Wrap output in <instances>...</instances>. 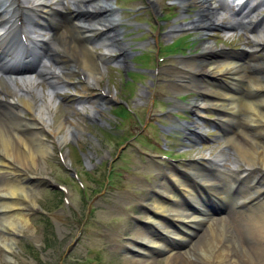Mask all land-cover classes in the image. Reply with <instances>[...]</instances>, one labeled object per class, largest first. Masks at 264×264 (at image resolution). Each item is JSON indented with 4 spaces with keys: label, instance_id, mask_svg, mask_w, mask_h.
<instances>
[{
    "label": "bare ground",
    "instance_id": "obj_1",
    "mask_svg": "<svg viewBox=\"0 0 264 264\" xmlns=\"http://www.w3.org/2000/svg\"><path fill=\"white\" fill-rule=\"evenodd\" d=\"M97 1L90 0L89 2L96 12L101 9V6ZM50 2L51 0H2L0 6L5 9L10 8L11 15L8 17L0 15V24L1 20H3L5 27L10 25L8 28H3V31L0 30V48L5 52L1 58H11L14 55L15 48L11 45L12 34L17 31L24 32L27 30L25 27L26 25L24 24V18L27 16V12H32L33 14L40 12L50 20L51 26L49 28L47 27V29L58 33L57 41H60L59 44L62 46L63 50L71 52L76 55L77 58H80V55L78 54L80 51L85 54L84 56L82 55L83 59H80L85 68L89 65L93 66L94 71L92 80L97 83V80L102 77L99 60L102 59V54H95L93 52L94 44L86 40H93L95 33H101L102 26H97L102 25V18L92 22H85L82 26L80 25L75 29L74 23H69L62 18L59 12L60 7L57 6L61 3H54L56 6H52L54 9L53 11H50V8L48 7V3ZM217 2L218 0L185 1L186 4L192 3L193 5L199 6L200 12L197 14L196 23L200 24L205 29H210L211 27L216 26L217 22H221L218 14L214 11V5ZM151 6H154V4L151 3ZM12 7H21L22 10L19 12L17 9V11L14 12ZM253 11L249 12L252 16H254ZM28 20L30 21V28L34 30L42 28V25H45V23H34L31 21V18H28ZM84 25L94 26L95 28L89 29ZM0 29H2L1 25ZM96 39L98 40V38ZM31 40H36V37H31ZM108 40L109 39H106V41ZM100 41L102 43V39ZM203 48L206 50H214L216 49V46L212 42H205ZM88 58L90 59V62L88 61ZM216 61V64L209 63L201 69L204 74L200 77H202L201 81L207 88L205 90H208L209 88V91L216 94L217 89L215 81L217 80H219L217 82H220V80L226 82L231 80L233 82V79H235L236 83L233 86L239 87L241 79L248 71V69H246L247 67L237 66L235 63L233 64L231 61L227 60H225V62L215 60V62ZM35 69L36 67L30 70L33 71ZM11 71L12 70H9V72ZM11 79L14 82V79ZM2 80V76H0V86H3ZM21 82L23 84L26 82L23 86L28 85L29 91L32 90V87L35 89L33 84L34 80L31 78L26 81L21 79ZM251 90L256 92L255 95L258 97L257 100L264 103V76L259 74L258 76L252 77ZM19 91L22 92L19 93ZM29 91L20 89L13 90V96L8 97L6 100L0 98V177H7L12 180L11 185H6L4 187L0 186V216L4 218L3 220L6 222L8 227L7 231L9 233V239L8 236L5 237L6 240L3 241L2 244L8 249L12 247L10 242L13 238V234L15 235V233H22L24 231L33 234V229L28 218L27 205L29 203L33 205L35 199L28 194V192L30 193L28 190L30 186L27 185V182H30V180H28L29 174L26 173L23 167L24 162L20 159H25V162L29 163V166L33 169L37 168V160L39 157L44 156L47 153L51 154V149L53 147L52 142L46 138L47 132L53 134L55 142L59 145H63L69 137L71 135L73 136L74 132H76L74 131V128L78 129L75 121L72 120H68V122L62 121L57 127L50 125L51 118L49 117V107L52 104L51 102L54 96H45L47 102H44L42 99L44 95L40 94V102L36 104V102H33V96ZM212 102L213 100L210 97H206L202 100L201 105L204 106L207 103L212 104ZM100 107L101 106H98L97 102H94L91 109L98 111V108ZM23 112L30 113L31 118L25 119L22 116ZM248 114H250V122L254 124L251 125L253 132L258 134L259 137L264 140V110L251 111ZM64 127L65 132L59 134V129ZM70 127L72 128L70 129ZM250 147L251 148L247 147V152L244 154V163L248 167L242 171H249L252 166L257 165V159L260 161V164L262 163L264 165V150L262 148H254L253 145ZM215 158L217 159V157ZM211 163L214 162L211 161ZM215 166L221 168V165L219 164ZM190 167L192 170L196 171L195 173H197V175L193 174L195 176V182L197 184L202 183V178L199 176L201 170L196 168L195 165H191ZM243 175L244 173H233L230 175L222 174L218 179V182L220 185L224 182L235 183L238 179H242ZM23 179L25 181H23ZM176 181L179 186L178 193L181 194L180 196H185L193 200L192 198L194 197V194L192 186L187 185L180 180ZM159 182L161 183V181ZM158 187L159 192L153 197V205L151 206L153 213L149 212L150 215L147 217V221H153L157 225V229L155 230L153 228L154 232L151 233L143 229L136 231L137 238L134 242L130 243V246L137 251L142 252L145 256L152 255L154 249H162V247L168 248L169 254L172 258H169L166 264H194L190 259L196 257L195 251L199 242H192L190 235H193V233L196 232L195 228L198 226V223L195 222V220L197 217L190 216L189 219H185L184 215L174 208L175 206L171 205L164 199V197H166L177 202V198L180 197L175 191L170 189L169 184H160ZM202 190V187H197V191ZM220 191L221 187L218 190H210V193L212 194V196H210L211 200H209V203L207 202L208 205L205 207H201L198 201H194L197 207L199 209L201 208L200 210L203 211L204 216L208 214L207 210L210 208L215 210L218 209L216 203L213 205L210 201L216 200L217 192ZM230 191L231 189L226 192L229 193ZM260 192L261 191L259 190L256 191V197L250 194L247 197V199H250L248 203L254 204V202L258 200ZM163 213L170 216L171 223L165 224L164 221L163 223L159 222L161 218L159 214ZM223 218V215L220 217L208 216V219L204 224L206 225V228L210 229V231H215L217 234H226L228 231L227 227H225ZM248 225L250 233H253L254 231L258 233V236H253L251 234L252 238L256 240L253 249L257 252L256 254L261 258V261L264 262V209L260 216V225L257 227L255 225V220L251 221ZM228 237L229 238L215 244V248H217V251L219 252V259L223 264L232 257L231 253H235L237 249H240L241 247L245 248L244 246H246L245 244H236L234 243L235 241L230 239L232 238L231 236ZM173 241H176L177 244L185 241L186 244H181L182 247L175 248L172 246ZM178 248H182V258L185 262L180 258L182 263H178L177 258L175 256L173 257L172 251L177 250ZM144 260L146 261L147 259Z\"/></svg>",
    "mask_w": 264,
    "mask_h": 264
},
{
    "label": "rangeland",
    "instance_id": "obj_2",
    "mask_svg": "<svg viewBox=\"0 0 264 264\" xmlns=\"http://www.w3.org/2000/svg\"><path fill=\"white\" fill-rule=\"evenodd\" d=\"M157 2L159 6H165V4L162 5L159 0ZM190 9H194V7H190ZM144 23L146 24V26L143 28L144 31L153 32L156 30L155 26L150 22L145 21ZM166 24L169 25L170 21H168ZM216 32L217 31H213L210 35H208V37H210L215 43L219 42V35L218 32ZM173 36L174 35H168L164 37L163 41L168 42L158 44V47L160 46L162 50H165L163 52L167 53V55L175 52L182 46L193 49L196 47L197 43L192 39L191 36L184 35L182 37L176 38H174ZM193 36L196 37V35ZM235 36L236 37H234V40L242 41L243 39H245V37L243 36L238 37L237 34ZM140 40H144V38ZM202 43L203 41H201V39H198V46ZM142 45L143 44H141V46ZM198 46L197 48L199 49ZM138 50L139 51L130 55V57H132L133 63L135 64L134 66H129L124 72V79L122 78L123 84L126 83L124 89L123 85H121V88L119 87L120 83L117 80L120 74H115L114 72L117 67H112L111 61H108L105 64L107 72L103 76L101 82L102 84L107 83L108 88L116 94L117 98H121L122 95L125 99L130 97V95L132 94L131 92L133 81L143 83L145 78L146 80L149 79L148 77H145L140 73V69L142 67H151L148 63L154 62L152 52L144 49ZM188 64L190 63L188 62ZM110 80H113L115 88H113L112 83H109ZM134 87L137 88L138 84H134ZM154 87H157L158 90L156 96L162 95V93H164L165 88L162 85H154ZM136 96H138V93H136L134 97ZM143 99L145 98H142V100ZM178 99L183 101L182 96L178 97ZM139 101L141 100H138V102ZM132 105L136 108L137 114L142 118L143 112H139V109H142L141 104H137L136 101V104L132 102ZM110 106L111 105L105 103V109L102 110L103 114H98L94 118L92 115H90V110L88 109L86 111V113H88L89 115L88 118H85L78 111L77 113H75L74 104L71 100H69V98L58 101L57 106L50 108L49 111L52 119V126L57 127L60 122L67 121L68 119L72 118L76 121L78 127L81 128V130L79 131L75 129L74 131L76 132H74L73 136L71 135L69 139L60 147L62 152L67 150L66 155L68 157V160H70L72 162V165H74L76 168L79 169L83 165V162L81 160L83 158V154L79 150L91 151L92 153L88 156V160L90 163H92L95 159H97L98 156H100L101 148L107 147L111 152L117 149L118 144L121 142L117 141V139L114 137L105 135L104 131L102 135L100 134L102 124L98 125V119H104L109 122V118H112L108 113V111H110ZM115 109L116 114L121 116L123 119H126L129 116L128 113H126L124 110H120V107L115 106ZM158 109H160V107H158ZM77 114L81 115V117L77 116ZM24 116L28 117L26 113ZM173 116L180 117V111H173ZM131 123L133 126L127 128L129 130L125 131V133H133L136 129V122L134 120H131ZM153 128L154 133L152 135L154 138H156L160 134L159 131H161L159 123L153 125ZM64 132L65 127L59 129V134H63ZM89 133H92L93 135H90ZM120 133L122 134V130L114 131V134H116L117 136ZM48 138L52 139L51 135H48ZM95 141H97L98 145H95ZM105 144H107V146ZM51 151V154L47 153L44 156L39 157V159L37 160V168L35 169L31 168L29 166V163L25 162V159H20L22 160V162H24L23 165L27 172L33 174L34 170V172H36L35 176L39 177L38 181L33 184L36 192L32 193L30 191V193L28 192V194L34 195L36 202L49 210L57 208V205L60 204L58 194L56 192L52 193L51 190L46 188V180L43 178V176L46 175L51 176L58 181L70 183V188L72 190V196L70 197L71 204L76 209L81 211V213H83L85 202L82 199L81 190H79V188L71 182V180L69 179V174L62 170L61 164L57 158V147H53ZM124 154H126V152L122 153V155ZM127 154L122 157L127 156V163L125 164V168L127 171L126 177H128H125L122 180V183H119V185H122L123 189H131L132 191L130 180L135 177H140L141 175H134L132 174V172V175H130L128 172L129 166H131V164H136L137 167L147 169L148 164H146L145 160H131L129 158V155H131L130 149H127ZM232 156H235V154L228 156L227 162L232 161ZM226 166H228V163H226ZM130 169H133V167H131ZM106 171L107 168L105 167V164H102V169L96 168L94 169L92 174L82 176L86 181L85 184L90 187L92 195L99 190L101 182L102 184L105 182V175L107 174ZM113 178L114 180L116 179L114 174ZM11 183L12 182L11 180H9V178L0 177V186L4 187L6 185H10ZM121 195L122 194H120L118 199L109 195H103L102 193L94 197L97 209L87 219L86 224L84 225V228L82 230L83 232L80 241L78 244L76 243L77 245L74 247V251L64 258L62 254L67 243L70 239H74L77 235V232L81 230L79 221H76V219H74V216L72 215V207H67L63 204H60L59 206H61V208L63 209L60 211L61 220H57L55 222V227L45 225L46 227H44V229L42 223H44L45 221L42 219V217L32 212L29 213V221L33 226L36 227L35 233L40 235L37 238L39 242L35 243L30 238H28L27 235L29 234V232L27 231H24L23 233H21V235L16 236L17 250L9 252V254L13 256V261H7L5 259V247L2 242L6 240L5 237L6 235H8V233H6L8 227L6 225V222L3 220L4 218L0 216V264H131L132 261H128L125 263V260L122 257L123 255H120L119 253L116 254L114 252V250L117 251V249L119 248V244L117 242L114 244V242L118 240L123 241V239L116 236L117 234H125L127 237L133 236L132 232L125 230L124 226H131V230L137 229V225H131L132 223L130 222V219H128L126 216H124L123 214L117 215L114 213L115 210L117 213L119 212L118 207H121L122 205L126 206V200H124ZM231 217H228L225 220L230 222L231 225L239 227L240 224L238 222H235L233 216ZM70 218H72L73 221H71ZM218 235L221 239H223V236L225 234H217L215 231H210V229L206 228V225H204L196 233V235L194 236V241H196L197 243L199 242V245L196 249V255L198 257L194 259V263L216 264L221 262L218 256L219 253L217 252V250L214 251L213 248V245L219 241ZM234 238L235 239L233 240H236V243H244L249 248V253L258 262H262L261 258L256 254L257 252L252 248V246H254V243L252 241L249 242L245 240L241 233H238V235H236ZM116 244L117 247L114 246ZM246 256L247 253L244 250H242L241 248L237 249L235 253V261L233 263L231 261H227L225 264H248L245 261L247 259ZM178 257H180V255L176 256V258ZM167 258L169 257L165 254L152 255L148 261H145V263L141 262L137 264H166ZM97 259L101 262L96 263L95 260Z\"/></svg>",
    "mask_w": 264,
    "mask_h": 264
}]
</instances>
